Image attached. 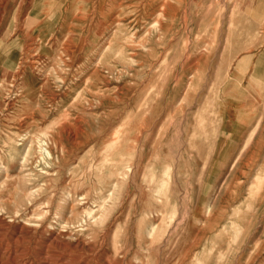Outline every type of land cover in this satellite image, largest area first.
Returning <instances> with one entry per match:
<instances>
[{
  "label": "rangeland",
  "instance_id": "rangeland-1",
  "mask_svg": "<svg viewBox=\"0 0 264 264\" xmlns=\"http://www.w3.org/2000/svg\"><path fill=\"white\" fill-rule=\"evenodd\" d=\"M87 1L88 28L25 69V88L17 78L2 88L0 255L16 264H264V130L246 128L237 141L222 128L235 145L207 151L198 129L206 110L214 122L232 102L254 106L264 125V81L248 76L264 71V0ZM20 2L36 0H0V26ZM44 31L25 24L9 34L26 50V33L37 43Z\"/></svg>",
  "mask_w": 264,
  "mask_h": 264
},
{
  "label": "bare ground",
  "instance_id": "bare-ground-1",
  "mask_svg": "<svg viewBox=\"0 0 264 264\" xmlns=\"http://www.w3.org/2000/svg\"><path fill=\"white\" fill-rule=\"evenodd\" d=\"M84 2L87 3V5L81 7L78 4L79 2L76 0H36V3L33 4L31 8L27 7L26 5H24L20 2L19 4L15 5L12 10L10 9L8 11L7 18L10 17V18H8L9 19L8 20L9 30L11 28H13L14 30L17 31V35L20 32L21 26H23L25 24L28 27H32L33 33H37V32L39 33L42 30H45V31L40 35V41L37 43H34V41L32 42L30 35H28L26 33L25 38L29 39L30 42H29V45L27 46V48L25 50L24 49L25 43L24 44L23 43L21 44V42L18 43L17 41H15L16 38L13 39L12 41H10L11 38L9 36V30L3 31L4 23L1 24V26H0V52L2 51V54H0V106L2 105V103H3V107L5 106L4 102H2V93H3L2 88L4 87V83L8 82L10 85H14L13 83L16 82L14 80L17 78V79L21 80V81L17 82V84H21V87L25 88L26 79H27L26 70H29L30 68L31 69L37 68V66H40L39 68H42V65H44V62H42V55H44V56L46 55L48 58L52 57L48 54L50 52H53V49L51 50L52 44H54V43L61 44V42H60L61 37H64L63 42L71 43V35L73 33H76V30L78 28H81V29L88 28V10L85 8L86 6H88V1L86 0ZM43 26H47V27H43ZM55 41H59V42H55ZM48 42H50V46L48 48L50 51H45L46 50L45 48H47L46 43H48ZM13 43L21 44L19 50L15 49L16 51H13L9 47ZM54 51H56V50H54ZM14 53H15V55H14ZM3 59L5 60V62H2ZM24 60H27L28 62L23 63L22 61H24ZM15 61H18L17 62L18 65L13 67L14 66L13 63ZM23 64H26L27 66L21 68V66ZM236 65H237L236 66L237 68L235 69V71H233V73L231 71L229 72V75L233 79H235V81H237V79H238L237 74L240 71V66L238 64H236ZM245 74H246V71H243L242 75L240 74L239 78H241L242 81H244L246 79L248 80V76H249V78H252V80L256 81L257 83L264 81V71L256 72L255 70H253L252 72L248 73L247 77H245ZM248 83H250V81H247V84ZM10 88H11V86H10ZM257 92H259V90ZM17 95L18 94L13 92L10 100L13 101L14 99H16ZM23 99H26V98H23ZM256 100H263V106H264V98L263 97L260 96V99L256 98ZM237 103H239L240 105H235L234 102H232L231 103L232 105L230 107H228L226 104L223 106L222 113L225 114L227 117V119H226L227 125H226V127L223 128L224 129V132H222L223 135H225L227 133L228 137H231L234 140L238 141V138H239L238 134L241 135V134L245 133L246 128L249 130V136H251V137L257 129L260 128V131H261V128H263V130H264V125L262 126V122L260 120V117L257 118V116H256L258 114L255 112L254 106L251 105L250 107H247L248 104L244 105L241 102H237ZM254 117H256L255 127H253L254 123H252V120L254 119ZM245 121L248 122L247 127H245V125H246ZM248 139H250V138L248 137ZM231 143L233 145H235L233 141H231ZM231 143H228L226 141V139H224V136L221 139V147L226 145V148L231 150V145H232ZM254 145L259 146L257 148V150L255 149V151L261 150V144L260 143L254 142L252 147ZM3 146H6V145L2 144V147ZM244 148H245V144L243 143L241 150H243ZM253 148H255V147H253ZM5 149L6 148H3V151H0V155L2 153H4ZM23 150H24V148H23ZM30 150H31V144H28L27 148L25 149L24 155L21 157L22 165H24L26 162H28V159L30 157V152H31ZM223 150L225 151L224 148H223ZM14 151H19L18 147L15 148ZM42 152L48 153L47 147L42 146ZM0 159H1L0 161L2 163L3 161H2L1 156H0ZM0 168L5 169V166L0 165ZM26 194H27V192H26ZM111 197H112V195L109 194L108 199H110ZM108 199H105L102 197L99 201L98 208L102 209V211L105 210L107 208L106 203L108 202ZM87 215L90 216V213H88ZM1 225H2V222L0 221V227H1ZM67 237H71V236L68 235ZM17 239H18V237H17ZM67 244H70V241H67L66 245ZM45 245H44V247H45ZM4 248H2V249H4ZM43 250H44V248H43ZM16 251H18V250H16ZM65 251H67V250H65ZM11 252H13V251H11ZM17 257L18 256L15 254H12V256H11L10 252L7 253V255L5 257V252H4L3 254L0 255V264H14L16 262L15 260ZM67 257H68V255H67ZM40 259H42V258L40 257ZM3 260L7 261V263H4ZM43 261H44L43 262L44 264H56L53 261L46 259V257H44V256H43ZM63 264H70V263L68 261H65Z\"/></svg>",
  "mask_w": 264,
  "mask_h": 264
},
{
  "label": "crops",
  "instance_id": "crops-1",
  "mask_svg": "<svg viewBox=\"0 0 264 264\" xmlns=\"http://www.w3.org/2000/svg\"><path fill=\"white\" fill-rule=\"evenodd\" d=\"M8 20H7V24H4V28L6 27V25L9 26ZM43 27H47V26H43ZM9 36L11 39L14 37V35L12 36V34L11 35L9 34ZM202 115L203 116H201L200 118L201 126L198 129H200V132H203L204 135V141H202L204 149H206L207 151H224L223 150L224 148L225 151H228L229 149L226 148V145L221 147V142L219 141L222 137L221 129L226 127V123L224 120L227 119V117L222 118L219 115L216 119H214L213 122V118L211 117L209 110H206ZM219 120L220 122L218 123ZM232 151H240V148L238 147L237 149H234Z\"/></svg>",
  "mask_w": 264,
  "mask_h": 264
}]
</instances>
